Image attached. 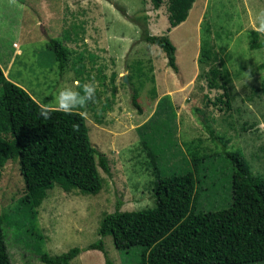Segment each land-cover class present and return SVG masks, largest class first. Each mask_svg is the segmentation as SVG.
<instances>
[{"label": "rangeland", "instance_id": "1", "mask_svg": "<svg viewBox=\"0 0 264 264\" xmlns=\"http://www.w3.org/2000/svg\"><path fill=\"white\" fill-rule=\"evenodd\" d=\"M167 6L164 2L155 10L142 0H0V71L48 108L62 86L94 79L96 100L81 113L91 144L109 165V174L98 168L103 185L96 194L55 186L29 219L19 204L26 192L18 161L6 162L0 213L12 264H43L39 252L56 256L73 247L83 251L70 264H105L101 251H86L100 240L105 214L113 213L118 201L122 212L155 205L156 171L137 133L150 119L152 128L145 131L162 121L158 143L151 144L166 151L160 176L172 180L171 189L177 190L171 193L179 184L185 188L189 173L193 175L190 214L195 208L216 211L230 205L231 167L223 145L241 152L254 176H264V34L254 28L264 0H196L186 20L168 34ZM130 19L153 35H168L176 48L177 71L167 65L160 48L141 41V30ZM204 37L214 59L200 64ZM52 40L69 52L63 73L48 46ZM213 66L227 70V93L209 87ZM164 96L174 116L168 111L157 120L153 115ZM196 150L206 156L197 171L191 158ZM31 227L34 233L28 236ZM101 240L113 264L137 262L136 252L120 253L110 237Z\"/></svg>", "mask_w": 264, "mask_h": 264}, {"label": "trees", "instance_id": "2", "mask_svg": "<svg viewBox=\"0 0 264 264\" xmlns=\"http://www.w3.org/2000/svg\"><path fill=\"white\" fill-rule=\"evenodd\" d=\"M142 1H149L155 10L167 2L168 34L186 20L196 0ZM130 21L141 30V41L160 48L167 65L177 71L176 48L168 35H153L146 25L133 19ZM209 29L205 32L210 33ZM207 41L204 37L201 42L200 64L214 59ZM48 46L54 50L58 70L63 73L69 52L55 40L50 41ZM213 67L209 72V87L215 85L227 93V70ZM224 80L225 83H221ZM113 89L115 91V87ZM229 103L227 99L225 105L229 107ZM132 104L138 112L141 111L136 96H133ZM43 108L0 71V177L8 160L18 161L26 192L19 204L29 219L35 217V209L55 186L65 192L78 190L82 194H96L103 185L98 168L109 174L107 157L90 142L86 120L81 113L83 109L74 110L70 115L53 111L51 119H43L39 115ZM168 111L173 118L174 110L169 97L164 96L158 102L153 117L156 115V119L160 120L159 117L162 118ZM151 120L138 127L137 133L141 138V150L156 171L155 205L153 208L122 212L120 208L123 204L118 201L114 212L105 214L100 221V240L87 247L86 251H101L105 264H113L101 240L110 237L118 252H136L137 262L134 264L264 263V176H254L244 155L223 145L225 160L231 167L230 205L216 211H198L195 208L190 214L195 187L193 175L189 173L185 188L179 184L178 191L171 193L177 190L171 189L172 180L169 182L163 179L165 175L160 176L164 173L161 162L167 158L166 151L163 153V149L157 148L155 139L162 121L150 132L145 131L152 128ZM151 140L157 143L151 144ZM204 157L197 150L191 154L196 171ZM196 197L198 199V195ZM4 224L5 217L0 213V264H12ZM33 227L26 231L28 236H33ZM82 251L73 247L56 256L41 251L38 258L43 264H70Z\"/></svg>", "mask_w": 264, "mask_h": 264}, {"label": "clouds", "instance_id": "3", "mask_svg": "<svg viewBox=\"0 0 264 264\" xmlns=\"http://www.w3.org/2000/svg\"><path fill=\"white\" fill-rule=\"evenodd\" d=\"M254 28L264 34V11L257 16ZM97 88L98 83L94 79L83 85L74 81L71 86H62L58 90L53 108L45 107L39 115L43 119H51L53 111L70 115L74 110L85 109L89 102H95Z\"/></svg>", "mask_w": 264, "mask_h": 264}]
</instances>
